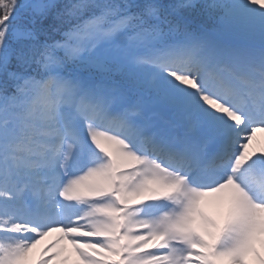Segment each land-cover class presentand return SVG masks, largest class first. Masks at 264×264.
Listing matches in <instances>:
<instances>
[{"label":"snow or ice","instance_id":"snow-or-ice-1","mask_svg":"<svg viewBox=\"0 0 264 264\" xmlns=\"http://www.w3.org/2000/svg\"><path fill=\"white\" fill-rule=\"evenodd\" d=\"M264 0H0V264H264Z\"/></svg>","mask_w":264,"mask_h":264},{"label":"bare ground","instance_id":"bare-ground-1","mask_svg":"<svg viewBox=\"0 0 264 264\" xmlns=\"http://www.w3.org/2000/svg\"><path fill=\"white\" fill-rule=\"evenodd\" d=\"M251 148L257 151L264 148V131L256 133V137L252 142Z\"/></svg>","mask_w":264,"mask_h":264}]
</instances>
